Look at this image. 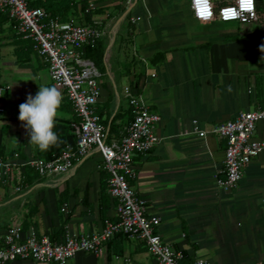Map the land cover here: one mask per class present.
Masks as SVG:
<instances>
[{"label":"crops","instance_id":"crops-1","mask_svg":"<svg viewBox=\"0 0 264 264\" xmlns=\"http://www.w3.org/2000/svg\"><path fill=\"white\" fill-rule=\"evenodd\" d=\"M87 3V10H76L69 21L94 18L108 27L101 39L105 55L97 64L103 74L97 105L103 125L118 136L133 119L128 93L140 94L162 119L157 126L161 142L146 155L134 156L137 177L130 184L160 218L163 240L181 251L187 264L264 261V155L245 167L237 189H219L216 176L225 177L226 141L209 133L212 126L242 112L264 108V53L259 51L264 44V0H258V23L233 25L197 21L190 0H138L132 16L141 21L133 27L131 42L124 8H116L121 3ZM115 28L119 30L113 38ZM129 43L145 62L131 57ZM33 45L17 34L12 22L0 18V86L12 87L0 121V156L14 164L8 183L0 180V246L6 231L17 224L23 236L34 227L59 243L68 233L100 232L116 213L100 154L69 174L47 178L27 165L56 154L54 146L41 152L29 145L18 119L19 105L29 94L34 97L39 85L54 86ZM158 55L161 59L154 61ZM58 90L63 101L54 130L60 143L64 126L77 117L66 92ZM195 121L199 130L208 132L206 139L195 133ZM256 138L264 141V121L257 125ZM71 264L157 263L144 241L116 236L102 255L78 253Z\"/></svg>","mask_w":264,"mask_h":264},{"label":"built area","instance_id":"built-area-1","mask_svg":"<svg viewBox=\"0 0 264 264\" xmlns=\"http://www.w3.org/2000/svg\"><path fill=\"white\" fill-rule=\"evenodd\" d=\"M138 0H128L125 21L130 25L128 39L134 40L133 27L141 17L132 16ZM192 9V0H190ZM213 15L208 20L236 22L239 24L258 23L261 19L258 0H254L252 14L245 13L244 18L226 21L223 12L237 7L236 0H224L219 6L211 0ZM89 11H87L88 13ZM0 13L5 15L19 36L32 39L36 50L47 66L55 87L66 92L78 117L72 124V134L76 138L74 146H67L58 156L49 159H33L27 165L34 168L38 175L47 178L69 174L76 166L83 164L95 154H100L102 167L109 173L108 194L116 202L115 217L107 219L100 232L82 236L68 233L64 241L56 243L51 238L32 227L23 236L20 224L11 226L2 238L0 264H9L17 260H29L38 264H71L78 253L102 255L105 244L116 236L132 240H142L157 264H183L184 254L167 244L160 232L161 220L150 213L147 200L139 196L130 179L137 177L134 156L146 155L161 142L157 126L161 116L152 111L144 98L138 93H128V103L133 119L114 136L103 125L97 113L101 96L103 74L94 61L86 58L84 50L94 47L108 34L103 20H75L64 23L52 19L41 8H30L28 0H0ZM85 18V17H84ZM117 28L113 29V38L117 37ZM131 57L145 62L129 43ZM10 85L0 86V121L6 113V94ZM249 93H253L250 90ZM264 121V108L258 111L242 112L235 119L212 126L210 134L226 141L224 178L216 176L219 189L230 191L238 188L243 171L251 161L264 155V141L256 138L257 125ZM195 133L206 139L208 132L199 130L194 122ZM14 164L0 157V180L7 184L13 172ZM18 191L20 188L17 189ZM195 264H208L197 260ZM252 264H264V261Z\"/></svg>","mask_w":264,"mask_h":264},{"label":"clouds","instance_id":"clouds-1","mask_svg":"<svg viewBox=\"0 0 264 264\" xmlns=\"http://www.w3.org/2000/svg\"><path fill=\"white\" fill-rule=\"evenodd\" d=\"M237 7L224 10L223 19H243L245 13L252 14L254 0H236ZM192 9L198 20H208L213 15L211 0H192ZM259 51L264 53V44L259 46ZM264 61V56L261 57ZM62 93L55 86H40L36 95L29 94L26 102L19 105V121L28 133L29 145L35 146L39 151H47L59 142L55 132V122L58 111L62 105Z\"/></svg>","mask_w":264,"mask_h":264},{"label":"trees","instance_id":"trees-1","mask_svg":"<svg viewBox=\"0 0 264 264\" xmlns=\"http://www.w3.org/2000/svg\"><path fill=\"white\" fill-rule=\"evenodd\" d=\"M29 1V7L30 8H41L46 13L49 14V16L52 19H57L59 22H68L69 18L76 14V2L75 0H28ZM0 18H5L8 20V18L0 13ZM89 19L88 21H90ZM32 40V39H30ZM33 41V40H32ZM34 42V41H33ZM36 44L34 42L33 47ZM106 51V42H103L100 40L96 46L94 47H88L85 51V57L91 58L92 61L96 63V65L99 63V61H103L104 55ZM161 55H158L154 58V61H159L161 59ZM98 113V112H97ZM76 114V113H75ZM77 117V115H75ZM78 120V117L75 119L74 122ZM72 124L73 122H68L64 126L65 136L63 141L58 143L56 146H54L55 149V155L50 153V157L48 159H52L56 156H58L67 146L71 145L74 146L76 143V138L72 134ZM53 149V148H52ZM1 157V156H0ZM19 183V182H16ZM2 246V245H1ZM0 246V247H1ZM183 264H187L185 261H183Z\"/></svg>","mask_w":264,"mask_h":264},{"label":"rangeland","instance_id":"rangeland-1","mask_svg":"<svg viewBox=\"0 0 264 264\" xmlns=\"http://www.w3.org/2000/svg\"><path fill=\"white\" fill-rule=\"evenodd\" d=\"M114 2H119L121 4L117 5L116 8L117 9H120V8H124V13L126 12V6H127V3H128V0H112ZM218 3H219V6L220 5H223V1L224 0H216ZM76 2V10L78 11V9L81 8V12H84L85 10H87V7H88V3H87V0H75ZM263 10H264V7H263ZM221 24H224V25H233V24H237L236 22H229V23H221ZM130 49V47H129ZM132 49H130L131 51Z\"/></svg>","mask_w":264,"mask_h":264}]
</instances>
